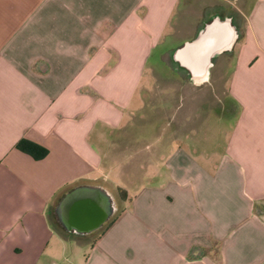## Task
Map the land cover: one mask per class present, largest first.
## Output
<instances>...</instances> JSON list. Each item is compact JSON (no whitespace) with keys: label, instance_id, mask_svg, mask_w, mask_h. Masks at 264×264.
<instances>
[{"label":"crops","instance_id":"0c3cea01","mask_svg":"<svg viewBox=\"0 0 264 264\" xmlns=\"http://www.w3.org/2000/svg\"><path fill=\"white\" fill-rule=\"evenodd\" d=\"M216 19L237 36L195 83L194 49L173 53ZM185 20L189 37L159 58L186 86L216 85L218 68L235 119L211 132L184 86L157 100L143 80ZM158 104L160 131L138 136ZM82 184L117 207L91 241L54 211ZM0 264H264V0H0Z\"/></svg>","mask_w":264,"mask_h":264},{"label":"water","instance_id":"95a60500","mask_svg":"<svg viewBox=\"0 0 264 264\" xmlns=\"http://www.w3.org/2000/svg\"><path fill=\"white\" fill-rule=\"evenodd\" d=\"M236 36L234 27L227 19L221 22L216 19L196 39L176 49L173 57L180 58L184 51L194 49L195 56L187 65L192 73V81L199 83L208 78L209 57L222 49H230ZM116 208L112 193L104 186L82 184L66 191L54 211L66 230L88 234L100 229L116 212Z\"/></svg>","mask_w":264,"mask_h":264},{"label":"rangeland","instance_id":"374dc122","mask_svg":"<svg viewBox=\"0 0 264 264\" xmlns=\"http://www.w3.org/2000/svg\"><path fill=\"white\" fill-rule=\"evenodd\" d=\"M173 32V36H171L168 41L164 39L157 45L151 58L147 61L148 69L146 70V74L143 76V80L145 82L144 84L148 86L150 90H152L151 95L155 99L157 98V100L163 95H167L168 97L171 95L169 90L172 89L173 86L170 84L184 86L185 88L183 97H186L185 99L192 98L193 102L195 101L196 110L192 119H203L208 123V125H201L199 132H211L213 130L212 123L216 121L215 119H235L234 113L229 110V107L231 106V99L226 93H222L221 91L223 89V83H225V78L221 77L218 79V81H216L219 76L218 68H215L213 71V76L209 81L211 84L216 83V85L211 86L205 83L199 87L198 85L193 86L192 84L190 86H186L187 83L190 82L189 77L185 74H182V76L178 78L177 74L174 71L172 72L171 69L179 68V65L177 62L171 59L170 54L167 55L165 60L167 64L163 63V61L159 58L160 52L164 51L167 46L169 47L173 44H178L179 42H183L185 38H188L192 32V28L189 27L185 20L184 23L177 26ZM239 46L240 45L238 44L237 47H235V51L238 50ZM204 101L207 102L206 110L203 107H200V103ZM168 102L169 101H167V103ZM159 104L157 107V112H151L150 115H152V119L150 121L136 119L135 122L131 124L130 127L134 128V131L138 136L142 137L143 135H149L150 133L154 134L160 131V129H158V125H160V121H163V108L162 106H159ZM151 107L152 105L150 104L147 110L151 111ZM186 130L188 131V129ZM99 231H96L89 236L81 237V240H94Z\"/></svg>","mask_w":264,"mask_h":264},{"label":"trees","instance_id":"16d2710c","mask_svg":"<svg viewBox=\"0 0 264 264\" xmlns=\"http://www.w3.org/2000/svg\"><path fill=\"white\" fill-rule=\"evenodd\" d=\"M15 146L17 149L31 155L34 159L37 160L45 157L48 153V149L44 146L24 138L20 139ZM121 192L123 191L121 190ZM108 223L109 222H107L102 228H100V231L97 230L99 231L98 234L102 232V230L107 226Z\"/></svg>","mask_w":264,"mask_h":264},{"label":"flooded vegetation","instance_id":"af4514ba","mask_svg":"<svg viewBox=\"0 0 264 264\" xmlns=\"http://www.w3.org/2000/svg\"><path fill=\"white\" fill-rule=\"evenodd\" d=\"M96 232V231H95ZM94 233V232H93Z\"/></svg>","mask_w":264,"mask_h":264}]
</instances>
